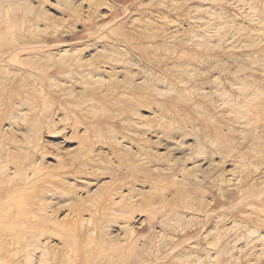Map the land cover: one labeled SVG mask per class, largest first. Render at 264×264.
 <instances>
[{
    "label": "rangeland",
    "instance_id": "rangeland-1",
    "mask_svg": "<svg viewBox=\"0 0 264 264\" xmlns=\"http://www.w3.org/2000/svg\"><path fill=\"white\" fill-rule=\"evenodd\" d=\"M0 264H264V0H0Z\"/></svg>",
    "mask_w": 264,
    "mask_h": 264
}]
</instances>
